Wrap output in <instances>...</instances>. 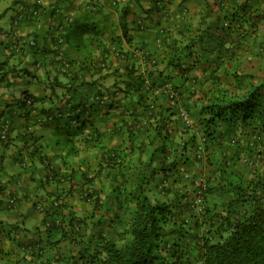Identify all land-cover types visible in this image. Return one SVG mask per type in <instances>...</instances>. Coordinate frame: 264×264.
<instances>
[{
	"label": "trees",
	"instance_id": "obj_1",
	"mask_svg": "<svg viewBox=\"0 0 264 264\" xmlns=\"http://www.w3.org/2000/svg\"><path fill=\"white\" fill-rule=\"evenodd\" d=\"M224 20L227 31L243 36L244 31H254L257 10L245 1ZM17 21L14 18L13 25ZM122 30L126 38L125 23ZM25 44L35 47L34 40L32 45ZM193 45L190 41L185 46ZM192 55L184 62L176 49L160 62L185 78L188 66L196 62ZM67 68L61 64L59 69ZM126 74L121 90H113L109 97L97 90L89 104L69 103L64 111L44 108V97L27 91L12 106L5 105L8 109L2 112L6 114L0 127H8L0 148L16 146L11 162L18 161L29 173L34 188L15 198L13 193L4 195L0 181V215L28 203L27 214L37 212L40 218L29 235L22 236V229L28 231L21 226L25 215L7 229L6 220L0 218V243L9 244L6 252L0 247L1 257L14 260L17 251L12 264H264V100L260 85L253 76L234 71L225 76L235 84L234 89L230 82L217 87L219 77L212 75L209 81L214 88L206 103L198 105V82L195 77L186 78L185 98L180 100L189 114L197 115L200 138L194 132L184 137L179 132L172 138L162 116L165 111L174 115L173 107L158 103L166 94L151 92L153 86L168 83L179 97L181 91L171 76L158 70L155 75H144L132 67ZM119 93L134 95L132 111L139 112L126 107L118 125L101 121L104 129L84 117L91 115L96 104L117 103ZM176 103L171 102L174 107ZM136 116H143L145 124ZM16 118H23V123L10 138L9 126ZM50 124L55 137L52 155L43 149L48 134L34 128ZM149 129L152 134L144 135ZM114 133L120 135L115 143ZM236 136L245 141L240 148L245 162L238 161L234 148L241 142L234 140ZM194 163L199 164L193 167ZM199 179L205 188L202 206L196 211L191 203ZM12 243L15 251H11Z\"/></svg>",
	"mask_w": 264,
	"mask_h": 264
},
{
	"label": "crops",
	"instance_id": "obj_2",
	"mask_svg": "<svg viewBox=\"0 0 264 264\" xmlns=\"http://www.w3.org/2000/svg\"><path fill=\"white\" fill-rule=\"evenodd\" d=\"M245 1L257 10V22L254 31H244L241 33L243 36H239L236 31H227L224 19ZM30 8L37 9L38 15L31 16L28 12ZM21 12L22 16L13 25L14 18ZM124 23L126 38L122 35ZM242 25L245 29V23ZM13 34L20 38H32L35 47L25 44L19 51L13 43ZM190 41L195 45L186 49L185 45ZM199 43L203 46L199 47ZM176 49L184 62L191 52L196 59L194 65L188 66L185 78H179L174 69L160 62ZM63 60L68 68L61 72L59 68ZM220 61L222 64L218 65ZM0 62L3 63L0 68V121L5 119L6 113H2L5 108L8 109L5 105L12 106L22 91L43 96L44 108L64 111L69 103L86 101L89 104L97 90L105 97H109L113 90H121L127 79V68L132 67L135 72L144 75H155L154 71L158 70L171 76V82L181 92L179 97L176 95L172 99L165 95L159 97L158 103L163 107L171 105V111L175 113L168 116L167 111L164 112L165 128L172 138H176L179 132L183 133V137L194 132L199 139L197 115L189 114L180 100L181 96L185 98L183 91L189 82L186 78L195 77L198 82L196 90L199 92L195 95L198 105L206 103L209 91L214 88L209 76L219 77L217 87H224L230 82V89H234L235 84L225 78L234 71L253 76L254 83L260 85L264 100V0H0ZM16 82L31 85L26 88L21 86L22 91L17 95L14 88ZM173 101H177L176 107L171 104ZM107 103L94 105L91 115L84 117L93 120L92 124L102 125V129L103 122L118 125L122 111L126 107L132 111L134 95L121 94L117 103L111 106ZM180 110L187 112L188 122L184 123L181 119ZM106 111L111 114H105ZM135 111L138 109L132 112ZM136 117L141 124H145L143 116ZM17 118L10 123V138L20 131L23 123V118ZM34 128L48 134L45 136L49 139H43V149L54 154V125H36ZM108 129L111 132V125L107 126ZM150 134V129L144 132V135ZM113 135L115 143L120 135ZM234 140L241 142L234 148L240 158L238 161L245 162V152L240 150L245 141L242 143L243 139L239 136ZM15 149L14 145L3 150L0 148V181L5 186L4 195L13 193L16 198L21 193H31L34 187L29 182V173L20 168L18 161L11 162ZM198 164L194 163L193 167ZM106 180L103 176L105 187ZM28 207V203H22L9 215H0L2 220H6L4 229L25 215L21 226L28 231L22 229L21 236L29 235L39 223L40 215L37 212L27 214Z\"/></svg>",
	"mask_w": 264,
	"mask_h": 264
},
{
	"label": "built area",
	"instance_id": "obj_3",
	"mask_svg": "<svg viewBox=\"0 0 264 264\" xmlns=\"http://www.w3.org/2000/svg\"><path fill=\"white\" fill-rule=\"evenodd\" d=\"M28 12L31 16H37L38 15V10L34 9V8H30L28 10ZM22 14H23V12L19 13L15 17V20L20 18L22 16ZM224 25H227L226 21L224 22ZM12 39H13V41L16 42L17 47H20V46L24 45L25 43H28L29 45L33 44L32 38H29V39L20 38L16 34L12 35ZM62 65L67 66V63L65 61H62ZM151 92L154 94L164 93V94H166L167 97H169L171 99L176 97L175 91L172 89L171 85L168 83H163V84H160L158 86H153L151 88ZM179 114H180L181 119L184 121V123L188 122L189 116H188L186 111L180 110ZM7 127H8L7 124H3L0 127V138L1 139H5ZM204 188H205L204 181L202 179H199L197 190H196V192L192 198V203H191L192 207H194L196 211H198V209L202 206V202H203L202 201V191L204 190Z\"/></svg>",
	"mask_w": 264,
	"mask_h": 264
},
{
	"label": "rangeland",
	"instance_id": "obj_4",
	"mask_svg": "<svg viewBox=\"0 0 264 264\" xmlns=\"http://www.w3.org/2000/svg\"><path fill=\"white\" fill-rule=\"evenodd\" d=\"M29 85H31V83L16 82V83H15V87H14V88H15V92H16V94L19 95L20 92L22 91L21 86H23L24 88H26L25 86L28 87ZM12 244H13V246H12V250H11V251H15V249H16V245H15L14 243H12ZM3 246H4V247H7V248L4 249ZM0 247L2 248V249H1V248H0V249H1L3 252H6L7 249H8V246H7L6 244H3V243H0ZM17 256H18V252L16 251V254L13 255L14 260L17 259ZM20 256H21V255L19 254V257H20ZM14 260H11L9 256L4 255V257H1V255H0V264H12V261H14ZM14 262H15V261H14ZM20 264H25V263H23L22 261H20Z\"/></svg>",
	"mask_w": 264,
	"mask_h": 264
}]
</instances>
